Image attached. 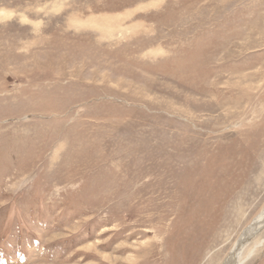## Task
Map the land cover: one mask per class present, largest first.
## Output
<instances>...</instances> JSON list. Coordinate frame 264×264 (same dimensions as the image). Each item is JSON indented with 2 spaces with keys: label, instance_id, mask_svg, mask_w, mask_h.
Wrapping results in <instances>:
<instances>
[{
  "label": "rangeland",
  "instance_id": "obj_1",
  "mask_svg": "<svg viewBox=\"0 0 264 264\" xmlns=\"http://www.w3.org/2000/svg\"><path fill=\"white\" fill-rule=\"evenodd\" d=\"M0 20V264H224L264 209V0Z\"/></svg>",
  "mask_w": 264,
  "mask_h": 264
},
{
  "label": "bare ground",
  "instance_id": "obj_2",
  "mask_svg": "<svg viewBox=\"0 0 264 264\" xmlns=\"http://www.w3.org/2000/svg\"><path fill=\"white\" fill-rule=\"evenodd\" d=\"M262 229H264V209L254 219V221L246 229H244L240 238L238 239L234 248L232 249L230 255L224 261V264H243L244 259L241 258L243 249L249 243V241L253 238L255 233H257L258 231H261Z\"/></svg>",
  "mask_w": 264,
  "mask_h": 264
},
{
  "label": "clouds",
  "instance_id": "obj_3",
  "mask_svg": "<svg viewBox=\"0 0 264 264\" xmlns=\"http://www.w3.org/2000/svg\"><path fill=\"white\" fill-rule=\"evenodd\" d=\"M9 19H11V17H9ZM0 22H3L2 20H0Z\"/></svg>",
  "mask_w": 264,
  "mask_h": 264
},
{
  "label": "water",
  "instance_id": "obj_4",
  "mask_svg": "<svg viewBox=\"0 0 264 264\" xmlns=\"http://www.w3.org/2000/svg\"><path fill=\"white\" fill-rule=\"evenodd\" d=\"M258 232H259V231H258ZM258 232H257V233H258ZM257 233H255V235H257ZM255 235H254V236H255Z\"/></svg>",
  "mask_w": 264,
  "mask_h": 264
}]
</instances>
